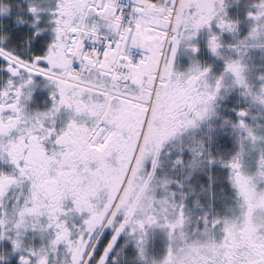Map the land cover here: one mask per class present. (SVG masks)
<instances>
[{
	"label": "snow or ice",
	"instance_id": "1",
	"mask_svg": "<svg viewBox=\"0 0 264 264\" xmlns=\"http://www.w3.org/2000/svg\"><path fill=\"white\" fill-rule=\"evenodd\" d=\"M0 264H264V0H0Z\"/></svg>",
	"mask_w": 264,
	"mask_h": 264
}]
</instances>
